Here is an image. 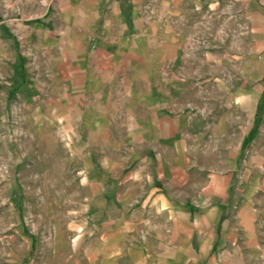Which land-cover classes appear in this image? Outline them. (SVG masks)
I'll list each match as a JSON object with an SVG mask.
<instances>
[{"label": "crops", "instance_id": "crops-1", "mask_svg": "<svg viewBox=\"0 0 264 264\" xmlns=\"http://www.w3.org/2000/svg\"><path fill=\"white\" fill-rule=\"evenodd\" d=\"M5 2L0 15L17 13L34 52L28 87L49 99L37 111L55 115L81 162L71 249L43 264H264V0ZM202 20L220 35L209 56L225 73L210 136L236 148L211 153L221 168L187 173L171 54L185 63Z\"/></svg>", "mask_w": 264, "mask_h": 264}, {"label": "rangeland", "instance_id": "rangeland-1", "mask_svg": "<svg viewBox=\"0 0 264 264\" xmlns=\"http://www.w3.org/2000/svg\"><path fill=\"white\" fill-rule=\"evenodd\" d=\"M5 4L0 0V9ZM16 14L11 21L0 15V264H28L30 260L43 264L49 251L71 249L68 223L81 217L78 208L85 193L77 175L81 162L70 160L77 156L65 133L55 129V115L37 111L49 99L34 97L28 87V78H34V52L28 51L17 32ZM171 23L176 31L177 19ZM198 30L191 37L185 63L172 53L177 63L170 66L171 117L179 115L183 124L181 147L189 159L187 173L202 167L221 168L224 163L215 162L211 153L217 149L218 155H225L229 148H236L216 146L210 136L209 126L216 116L210 114L215 106L214 77L225 73L209 56L214 49L211 44L221 42L220 35L210 33L204 20ZM225 85V81L218 82V89ZM254 108L249 104L250 122ZM234 117L247 119L240 108ZM58 264H65V259H58Z\"/></svg>", "mask_w": 264, "mask_h": 264}]
</instances>
